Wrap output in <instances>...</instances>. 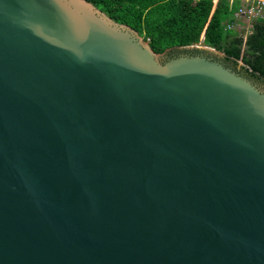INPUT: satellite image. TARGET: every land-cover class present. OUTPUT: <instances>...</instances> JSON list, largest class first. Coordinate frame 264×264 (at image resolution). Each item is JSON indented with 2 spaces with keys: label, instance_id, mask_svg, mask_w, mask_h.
<instances>
[{
  "label": "water",
  "instance_id": "obj_1",
  "mask_svg": "<svg viewBox=\"0 0 264 264\" xmlns=\"http://www.w3.org/2000/svg\"><path fill=\"white\" fill-rule=\"evenodd\" d=\"M178 49L0 0V264H264V89Z\"/></svg>",
  "mask_w": 264,
  "mask_h": 264
},
{
  "label": "trees",
  "instance_id": "obj_2",
  "mask_svg": "<svg viewBox=\"0 0 264 264\" xmlns=\"http://www.w3.org/2000/svg\"><path fill=\"white\" fill-rule=\"evenodd\" d=\"M119 23L138 31L156 53L203 44L225 53L242 73L264 82V18H257L244 37L227 24L236 22L242 0H89ZM175 57V56H173ZM219 57V56H218Z\"/></svg>",
  "mask_w": 264,
  "mask_h": 264
},
{
  "label": "built area",
  "instance_id": "obj_3",
  "mask_svg": "<svg viewBox=\"0 0 264 264\" xmlns=\"http://www.w3.org/2000/svg\"><path fill=\"white\" fill-rule=\"evenodd\" d=\"M247 5H241L239 10L235 13V20L239 19L245 15L249 17L257 16V18H264V0H248ZM233 24H227L228 28H233Z\"/></svg>",
  "mask_w": 264,
  "mask_h": 264
},
{
  "label": "rangeland",
  "instance_id": "obj_4",
  "mask_svg": "<svg viewBox=\"0 0 264 264\" xmlns=\"http://www.w3.org/2000/svg\"><path fill=\"white\" fill-rule=\"evenodd\" d=\"M217 1V0H215ZM248 0H242L241 5L245 6L247 5ZM257 16L254 17H249L248 15H245L239 19H236V22L233 23V28L235 31L241 33L242 35H244V37H246V35L250 32L253 22L257 19ZM199 45H203V44H199ZM219 57H223V56H219ZM241 62V61H240ZM242 70V69H241Z\"/></svg>",
  "mask_w": 264,
  "mask_h": 264
},
{
  "label": "flooded vegetation",
  "instance_id": "obj_5",
  "mask_svg": "<svg viewBox=\"0 0 264 264\" xmlns=\"http://www.w3.org/2000/svg\"><path fill=\"white\" fill-rule=\"evenodd\" d=\"M190 53H202L201 51H198V50H191V51H189ZM182 53V52H181ZM181 53H179V54H181ZM178 54V55H179ZM205 55H207L208 57H211V58H213L214 60H217V61H220V62H223L225 65H227V66H229V67H231L232 69H234V70H236V71H239L240 73H242V71H241V69L240 68H238V66H236V65H234L232 62H229V61H226V59L225 58H220V57H218V56H216V55H213V54H211V53H204ZM173 56H176L175 55V53H173V52H167L166 54H165V57L163 58V60H166V59H168V58H171V57H173ZM257 82V84L261 87V88H263L264 89V82H258V81H256Z\"/></svg>",
  "mask_w": 264,
  "mask_h": 264
}]
</instances>
